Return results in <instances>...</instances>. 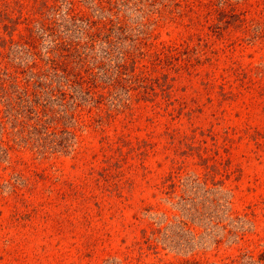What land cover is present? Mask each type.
Masks as SVG:
<instances>
[{
    "label": "rangeland",
    "instance_id": "rangeland-1",
    "mask_svg": "<svg viewBox=\"0 0 264 264\" xmlns=\"http://www.w3.org/2000/svg\"><path fill=\"white\" fill-rule=\"evenodd\" d=\"M126 2L114 116L0 165V264H264V0Z\"/></svg>",
    "mask_w": 264,
    "mask_h": 264
},
{
    "label": "trees",
    "instance_id": "trees-1",
    "mask_svg": "<svg viewBox=\"0 0 264 264\" xmlns=\"http://www.w3.org/2000/svg\"><path fill=\"white\" fill-rule=\"evenodd\" d=\"M12 3L0 0V165L10 160L11 151L49 155L65 150L70 131L66 123L81 125L82 108L96 113L97 123L114 116L98 95H105V89L114 96L111 88L122 78L120 63L107 83L102 79L107 72L99 68L109 51L103 47L100 58L96 51L97 44L106 46L113 38V25L123 23L118 15L113 18L126 0ZM27 184L10 183L8 191L17 194Z\"/></svg>",
    "mask_w": 264,
    "mask_h": 264
}]
</instances>
